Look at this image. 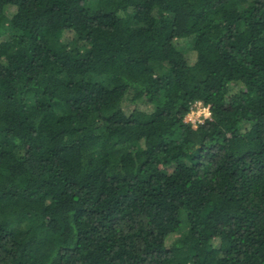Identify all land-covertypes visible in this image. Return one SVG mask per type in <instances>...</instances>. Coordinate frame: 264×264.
Here are the masks:
<instances>
[{"label": "trees", "instance_id": "trees-1", "mask_svg": "<svg viewBox=\"0 0 264 264\" xmlns=\"http://www.w3.org/2000/svg\"><path fill=\"white\" fill-rule=\"evenodd\" d=\"M0 264H264V0H0Z\"/></svg>", "mask_w": 264, "mask_h": 264}, {"label": "built area", "instance_id": "built-area-1", "mask_svg": "<svg viewBox=\"0 0 264 264\" xmlns=\"http://www.w3.org/2000/svg\"><path fill=\"white\" fill-rule=\"evenodd\" d=\"M194 115L195 119L192 121L187 119L186 122H190L192 124L200 123L203 119L209 117L210 110L209 106H204L201 103H196L193 106V109L189 113V116Z\"/></svg>", "mask_w": 264, "mask_h": 264}, {"label": "rangeland", "instance_id": "rangeland-1", "mask_svg": "<svg viewBox=\"0 0 264 264\" xmlns=\"http://www.w3.org/2000/svg\"><path fill=\"white\" fill-rule=\"evenodd\" d=\"M178 45H179V47L184 51V53H188V52H190V50H191V42L190 41H182V42H180V43H178ZM187 119H190V120H194L195 119V116L194 115H191V116H187L186 118H185V120H187ZM21 228H23V227H21ZM168 242H170V240H168Z\"/></svg>", "mask_w": 264, "mask_h": 264}]
</instances>
